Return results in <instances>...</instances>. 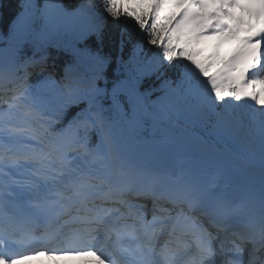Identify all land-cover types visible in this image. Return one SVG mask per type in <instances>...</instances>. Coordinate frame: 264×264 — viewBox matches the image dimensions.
<instances>
[{
	"label": "snow or ice",
	"instance_id": "1",
	"mask_svg": "<svg viewBox=\"0 0 264 264\" xmlns=\"http://www.w3.org/2000/svg\"><path fill=\"white\" fill-rule=\"evenodd\" d=\"M17 9L0 49V264H264V0H20ZM53 12L83 44L73 49L80 70L30 84L29 69L42 72L47 57L21 62V46L47 38ZM109 19L134 29L120 31L111 88ZM174 117L232 140L244 168L258 158L259 190L221 185L220 166L172 137ZM146 121L161 131L150 148L133 135ZM18 218H42L44 230L17 238ZM21 243L41 248L12 251Z\"/></svg>",
	"mask_w": 264,
	"mask_h": 264
},
{
	"label": "trees",
	"instance_id": "2",
	"mask_svg": "<svg viewBox=\"0 0 264 264\" xmlns=\"http://www.w3.org/2000/svg\"><path fill=\"white\" fill-rule=\"evenodd\" d=\"M19 2L20 0H0V49L8 47L11 43V37L8 35V25L14 13L18 10L17 5ZM59 2L70 5L79 3V0H59ZM100 2L102 4L103 0H100ZM38 3L43 6L45 0H38ZM122 28H127L128 31L134 35V29L132 28L131 23L125 22L123 19L118 23L109 19L105 30L103 53L105 55H110L113 58L112 63L107 68L109 88L112 86L111 81L115 79L113 73L117 68L115 62V57L117 56L116 43ZM49 33L50 34L45 39L36 38L23 44L21 46L22 50L19 53L20 61L23 62L25 59L33 58L35 55L39 54L46 56V63L43 65V71L38 76V79H42L44 76L51 74L55 79L59 80L69 66H72L71 71H79V64L76 60L73 49L75 47H83V44L77 40L75 30L71 27H64L60 18L55 12H53L50 18ZM145 47L150 46L146 45ZM125 55H127V50H125ZM177 67H179V65L169 68L168 75L175 77ZM152 82L153 81H145V86ZM98 83L101 87L104 86L103 80ZM155 98L156 96L154 95L152 99ZM245 106L246 105H242L241 110ZM3 108H6V105ZM179 118H181V120H176V122L191 127L200 134L212 138L213 133H216L211 125H201L194 122L191 123L192 121L185 120L183 117ZM133 135L136 140L145 138V133L142 132H139L138 134L135 132ZM93 141H95V135H93Z\"/></svg>",
	"mask_w": 264,
	"mask_h": 264
},
{
	"label": "rangeland",
	"instance_id": "3",
	"mask_svg": "<svg viewBox=\"0 0 264 264\" xmlns=\"http://www.w3.org/2000/svg\"><path fill=\"white\" fill-rule=\"evenodd\" d=\"M80 2H83V0H79V3ZM36 81L37 80H32L30 84H34ZM255 107V105L249 103V105H247V108L243 109V111L250 112ZM176 124L177 127L172 130V137L175 139L178 136H184L188 140L186 150L190 155L194 157L195 160L208 162L209 166H212V171L215 170L216 166H224L220 167L221 176L223 174V176L221 177L222 179H220L221 181L224 180V176L229 178V181L237 178L238 176L239 178L247 177L248 179L246 180V184L252 185L253 187L257 184H259L260 186V164L258 158L252 164L250 169L244 168L240 165V162L237 159V157L241 155V153L239 152L235 144L233 146L227 144L226 137L216 135L213 140L208 141V138L203 137L195 130L186 126H182L178 122H176ZM139 132L146 134L145 138L138 140L141 142V146L144 148L152 147L154 141H159L161 139V131L159 129L154 131L151 121L145 122L142 128L136 130V134H138ZM163 147L166 151L170 152L173 150L174 145H165ZM225 164H228L229 166ZM229 184L233 185V182H229Z\"/></svg>",
	"mask_w": 264,
	"mask_h": 264
},
{
	"label": "bare ground",
	"instance_id": "4",
	"mask_svg": "<svg viewBox=\"0 0 264 264\" xmlns=\"http://www.w3.org/2000/svg\"><path fill=\"white\" fill-rule=\"evenodd\" d=\"M172 150V149H171ZM197 158V157H196ZM199 158V157H198ZM201 158V157H200ZM203 159V158H202ZM201 160V159H200ZM206 162V161H205ZM208 163V162H207ZM213 163V162H212ZM218 163V162H217ZM221 163V162H220ZM215 164V163H214ZM208 165H209V163H208ZM216 165V164H215ZM218 165V164H217ZM220 165H222V164H220ZM225 165H228V164H225ZM223 166V165H222ZM222 166H220V167H222ZM229 166V165H228ZM224 167V166H223ZM235 167V166H234ZM212 169V166L210 167V170ZM250 169V168H249ZM213 170V169H212ZM225 173V172H224ZM245 173V172H244ZM247 174V173H246ZM253 175V174H252ZM222 176H223V174H222ZM221 176V177H222ZM4 179H6L5 177H3V176H0V180H4ZM222 179V178H221ZM223 179L224 180H220V184L221 185H223L224 183H227L228 184V187H229V190H231V188H232V186L233 185H235V184H242V185H248V184H246L247 182H246V180L248 179L247 177H245V178H242V177H240L239 178V176L237 177V178H234V179H232L231 181H229V178H227V177H223ZM229 182H233V185H231V184H229ZM252 186V185H251ZM255 187V189L258 191L259 190V188L258 187H256V186H254ZM36 264V263H39V261L38 260H36V259H33V260H30V261H27V262H25V264ZM89 264H95V261H94V258H89Z\"/></svg>",
	"mask_w": 264,
	"mask_h": 264
}]
</instances>
